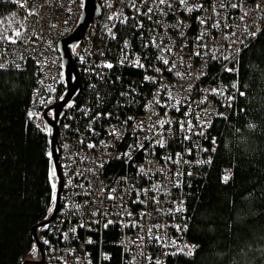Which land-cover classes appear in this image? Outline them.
Wrapping results in <instances>:
<instances>
[{"label":"built area","instance_id":"built-area-1","mask_svg":"<svg viewBox=\"0 0 264 264\" xmlns=\"http://www.w3.org/2000/svg\"><path fill=\"white\" fill-rule=\"evenodd\" d=\"M0 1L14 5L13 13L0 21V35H7L16 28L22 27L21 36L16 43L7 40L0 42V64L6 65L4 69H17L16 64L20 65L19 69H23L27 62L32 64L35 85L27 113L31 111L36 115L32 119H29L28 115L26 118L32 125L43 127L44 109L39 101L48 94L56 92L64 82L61 76L63 68L58 42L69 37L77 26L82 12L81 0H27L24 8L20 7V3H24L25 0ZM95 1L99 5L100 13L92 20L73 52L79 78L78 90L66 103L59 117V166L62 191L58 211L39 239L43 250L42 264H65V262L87 264L89 260L91 264H107L112 258L111 249L118 252L122 264H154L157 259L161 260L162 264H171L175 257L188 256L180 253L164 255L165 252H175L185 243L194 245L188 240L187 231L177 232L176 228L172 227V225L187 224V197L190 190L185 183L192 178L202 177L204 168L211 167L212 162L197 165L195 161L207 160L209 157L212 161L214 152L211 150L213 147L211 140L214 136L209 137L208 131L215 120L223 119L216 113H223L227 119L230 117L235 101L232 102L231 108L224 106L227 103L225 97L233 91L225 93V97L213 96L203 91L216 87L210 80L212 63L219 64L220 67L225 63L229 67L233 65L223 60H212L211 54L196 57L192 53L211 49L220 57L230 55L237 47L245 49L239 40H244L250 45L261 32L255 38L248 37L244 31L245 26L248 32L256 31L257 27L262 30L264 26V0H243L242 8L238 9L229 6L230 0H224V8L219 7L220 0H189L190 4H204V10L190 14L182 10L173 0L171 11L161 5L168 15L151 14V21L143 15H137L133 9L122 4L121 0H112V8L105 5V0ZM213 2L217 4L218 16L212 14ZM231 2L239 4L241 0H231ZM136 3L141 5V0H136ZM257 3L261 6L260 9L256 8ZM148 6L155 7L151 0ZM121 9L124 15L129 17L126 23H121L119 20L107 21L110 12ZM29 11L38 14L28 15ZM145 11L147 8L141 5V12ZM245 12L247 16L241 21L239 17ZM205 15L212 18L202 26L196 17ZM177 19L182 20L187 27L183 25L178 29L168 27L175 24ZM217 19L221 20L220 27L211 29L210 25ZM137 21L143 23L145 27L140 29ZM155 21H161V24H156ZM225 22L229 27H224ZM105 23H109V26L115 24L113 28L115 39L106 34ZM147 29H153L152 35L166 36L163 45L171 46L172 52L159 53L151 46L144 48L143 44L150 43ZM201 30L210 31V36L205 35L202 41L208 45V49L199 48L201 42L196 40ZM181 31L184 32L183 37L180 36ZM232 32H236L235 37H231ZM224 36H229L230 40H237V43L231 44L230 40L222 39ZM125 41L129 42V47L123 50ZM157 43L160 41L157 40ZM184 44H187V47L182 48ZM161 54L170 61H177L176 69L172 73L166 70L162 62L155 59ZM124 56L128 57L129 62L139 57L146 69L134 68L128 62L120 65L118 62ZM80 57H84V60L81 61ZM181 58L183 64L179 63ZM106 62H111L114 67L112 69L103 67ZM154 68H160L161 73L155 72ZM175 71L184 73L183 79L176 77ZM201 72L205 74L197 79ZM145 75L155 77L157 82H146ZM117 77L120 79L117 80ZM188 84L193 85L190 92L186 91ZM92 85H95V88H92ZM161 85H167L168 90L177 99H181L183 105H191L192 113L187 119H191L193 125L197 123L196 112L200 113L202 119L211 121L210 127L194 128V132L204 131L203 137L193 135L191 140L182 139L183 135H191V133H181L176 121L184 118L182 113L187 112L188 108L182 106L180 112L172 109L170 105L173 101L167 100L166 91L159 92V99L162 104H167L169 107H160L155 103L150 108L146 107L150 101H153ZM122 92L127 93V96H121ZM205 95L207 101L199 104ZM69 103H74V106L68 108ZM84 109L89 110L87 115ZM109 112L112 113L111 117L101 115L100 119L93 122L97 113ZM128 117L133 119L128 120ZM167 118L173 120L171 125L166 124L163 129L157 126L153 131H148L149 124ZM125 120H128L126 125L123 123ZM141 122L143 129L140 127ZM90 124L91 130H89ZM169 128L171 135L168 134ZM113 129L119 133L118 136L109 134ZM161 132L163 136L156 135ZM146 136L155 138L148 141L145 140ZM160 138L166 141L165 148L155 145V139ZM81 140L83 143H80ZM101 141L104 143L101 144ZM88 143H93L96 147L89 149ZM141 143L144 144V148H137L136 145ZM64 145L68 147L65 148ZM187 149H192L191 155L186 154ZM203 149L208 151L205 152ZM126 152H130L131 159L122 155ZM176 153L184 154L182 159L191 163L176 164L162 159L171 155L173 160H176ZM140 167L145 169L146 176L139 172ZM178 171L184 175L177 177L175 173ZM77 172L80 175H77ZM188 172H191L192 176H188ZM125 177L126 180L123 179ZM69 180L72 182L71 185L67 184ZM177 181L180 186L174 187ZM153 184L159 185L161 191H151ZM101 187L104 188L103 194ZM111 189H116L112 193L116 197L115 200L106 199ZM141 189H150L147 196L143 193L139 196V199L144 200L145 203H133L137 200L136 190ZM153 196L160 201L159 204L150 199ZM180 201H183L185 211L168 214V210L179 206ZM76 205L80 207L76 208ZM94 211L98 213L96 216L91 215ZM129 211L132 213L131 216L127 215ZM103 213H107V216ZM140 213L146 215L141 217ZM108 220L115 223L105 229L103 223ZM91 221H102V223H90ZM134 222L139 226L132 227ZM81 223L84 227H80ZM154 225L163 227L157 229L153 227ZM73 228L76 229L75 232L71 231ZM149 228H152L151 236L163 237L162 243L166 246H161V243L155 239H149ZM107 231H113L116 235L106 240L104 233ZM65 233L68 234L67 239L64 238ZM141 236L143 240L140 239ZM89 238L95 243H86ZM44 240L49 243L44 244ZM173 240L177 241L176 245H171ZM105 244L107 249L104 248ZM105 255L110 258L104 259ZM148 256H151V261L147 259Z\"/></svg>","mask_w":264,"mask_h":264},{"label":"trees","instance_id":"trees-1","mask_svg":"<svg viewBox=\"0 0 264 264\" xmlns=\"http://www.w3.org/2000/svg\"><path fill=\"white\" fill-rule=\"evenodd\" d=\"M13 10V4L0 1V21ZM16 30L22 27L6 36ZM239 60L240 90L246 96L237 94L230 117L212 123L208 133L217 145L211 167L185 183L190 190L186 235L199 247L192 257L178 256L171 264H264V26ZM235 79L212 63L210 80L216 87L223 85L229 93ZM34 85L30 62L23 69H0V264H22L33 255L32 228L53 208L46 155L50 132L26 118ZM64 88L62 82L41 107L57 102ZM225 170L231 174L228 183L222 181ZM46 230L36 229L39 239ZM115 235L107 231L104 239ZM111 251L107 264H122Z\"/></svg>","mask_w":264,"mask_h":264},{"label":"snow or ice","instance_id":"snow-or-ice-1","mask_svg":"<svg viewBox=\"0 0 264 264\" xmlns=\"http://www.w3.org/2000/svg\"><path fill=\"white\" fill-rule=\"evenodd\" d=\"M26 2H27V0H25L24 3H20V7L21 8L26 7ZM151 2L155 5V7L148 6L149 0H141V5L145 6L147 8V11L141 12V5H137L136 0H121L122 4H126L128 7L133 9L137 15H143L149 21L152 20V15L151 14H154V13H160V14L165 15V16L168 15V12H165L164 9L161 8V5L166 6L169 11H171L173 9V0H151ZM85 3H86V0H81L80 7L84 8L85 7ZM175 3L180 5L181 9L186 11V13H189V14L193 13L194 11L204 10V4H190L189 0H175ZM105 5L108 8H112V6H113L112 0H105ZM229 6L232 9L242 8L243 0H241V3H239V4L235 3V2H231V0H230ZM219 7L220 8H224L225 7L224 0H220ZM260 7L261 6L257 3L256 4V8L260 9ZM211 9H212V14L213 15H216V16L219 15V13L217 12V4L215 2H213L211 4ZM37 14L38 13H36L34 11H29L28 12V15H37ZM245 16H247L246 12L243 13L239 17V19L241 21H243ZM211 18H212L211 16L205 15L203 17H199V16L196 17V20L199 22L200 25L204 26V25H206L208 23V21ZM133 19H135V17H133ZM226 19L227 18H225V20ZM113 20H119L121 23H126L129 20V17L124 15V13H123V11L121 9V10H117L116 12H110L109 13V15L107 17V21L111 22ZM154 23L161 24V21H155ZM137 24H138V27L140 29H143L145 27L144 24L140 23L139 21H137ZM220 24H221V20L217 19L214 23H212L210 25V28L211 29H218L220 27ZM181 25H183L184 27H187V25H185L182 20L177 19V22L175 24L169 25L168 27H171L173 29H178ZM114 27H115V24H112L111 26H109V23H105V25H104V29H105L106 34L111 36L112 39H115V34L113 33V28ZM224 27L227 28V27H229V25L225 22L224 23ZM147 31L149 33V41H150V43L143 44L144 48H148L149 46H151V47L155 48L157 50V52H159V53H164V52L171 53L172 52V47L171 46L163 45V41L166 38V36L165 37H160L158 35H152L151 33L153 32V29H147ZM244 31H245V33H246V35L248 37L255 38L259 34L261 29L259 27H257L256 31L248 32L247 26H245V30ZM205 35H209L210 36V31L201 30L199 32V34L197 35V37H196V40L198 42H201V43H199V48H201V49H208V45L202 42ZM20 36H21V32L19 30H16L12 36L0 35V39L7 40L8 42L14 44V43L17 42V39ZM180 36L181 37L184 36V32L183 31L180 32ZM235 36H236V32H232L231 33V37H235ZM141 39L143 40V33H141ZM222 39L230 40V37L229 36H224V37H222ZM157 40H159L160 43H157ZM230 43L231 44H235V43H237V40H230ZM239 43L243 44L244 48H247L249 46L248 44L245 43L244 40H239ZM128 47H129V42L125 41L124 45H123V50H126ZM181 47L182 48L183 47H187V44H184ZM242 51H243L242 48L237 47V48H234L232 50V53L230 55H222L220 57L216 56L215 55V51H213L211 49H209L208 51H204V52H201V51L197 50L194 53H192V55H195L196 57H200L202 55L208 56V55L211 54V59L212 60H223V61L231 63L233 65L232 67H229L227 63L222 65L223 72H227V73L233 74L236 77V79L230 84V88L233 90L232 94L227 95L225 97L226 88L223 85H219L218 87H215V88H210V89H204L203 90L204 92L212 94L213 96L225 97L227 103L224 106H226L228 108L232 107V102L235 100L237 94L240 97H245L246 96V92L240 90L241 84H240V80H239V72H240L239 56H240ZM101 55H102V53H101ZM80 59H81V61H83L84 57H80ZM145 59H147V56L145 57ZM155 59L160 61V62H162V64L164 66H166V70L169 73H172L174 71V69H176L177 61H175V60L170 61L169 59L165 58V56L163 54L156 56ZM126 62L130 63V66H132L134 68L146 69L145 64H143L141 62V59L139 57H136L134 60L129 62L128 61V57L124 56L118 63L120 65H124ZM179 63L183 64V59L182 58L180 59ZM169 65H170V67H169ZM5 67H6L5 64H0V69H4ZM15 67L17 69H19L20 65L16 64ZM103 67H106L108 69H112L114 67V65L111 62H106V63L103 64ZM153 70L155 72H157V73H161V71H162L160 68H154ZM204 74L205 73L201 72L200 75H198L196 78L199 79L200 76L204 75ZM174 75L176 77H179V78L183 79L185 74L181 73L180 71H175ZM187 75H191V73H187ZM61 76L63 77V73H61ZM119 79L120 78L117 77V80H119ZM73 80H75V76H73ZM144 80L146 82H152V83H156L157 82L155 77H150V76H147V75L144 76ZM243 86L247 87V85H243ZM91 87L95 88V85H92ZM192 87H193L192 84H188L186 91L190 92L192 90ZM50 90L54 91V89H50ZM130 91L134 92L135 89H130ZM160 91H166L167 92V100L173 101V103L170 105V107L172 109H174L175 111L180 112L182 106L188 108L187 112H183L182 113V116L184 118L176 121V123L179 125V131L181 133H191V135H189V134L183 135L182 139L183 140H191L193 135L203 137L205 135L204 131L194 132L193 130H194L195 127H201V128L210 127L211 126V121H207V120L202 119L200 113L196 112L195 113V119H196L197 123H196V125H193L192 120L191 119H187V117L192 113L191 105L190 104L189 105H183L182 100L181 99H177L173 95V93L170 90H168V86L167 85H161V89L158 90L157 94L153 98V101H150L149 104L146 105V107L150 108L153 103H155L156 105H159L160 107H169V105L161 103V101L159 99V92ZM120 95L121 96H127V93L122 92V93H120ZM63 99H64V97L61 96V100H63ZM98 99H99V97H98ZM206 101H207V95H205L203 100L199 101V104H203ZM39 102L41 104L45 103V101L43 99H41ZM117 103L119 104V102H117ZM73 106H74V103H69L67 105L68 108H72ZM88 111H89L88 109H84L85 115L88 114ZM240 111L243 112L244 110L241 109ZM27 115H28L29 119H32L36 114L31 112V111H29L27 113ZM101 115H104L106 117H111L112 113H110V112L109 113H103V114L97 113L96 116L93 118V122H95V120L100 119ZM165 115H167V113H165ZM216 115L219 116L220 118L227 119V116H225L223 113H216ZM132 119H133L132 117H128V120H132ZM128 120L123 121V123L126 125ZM172 123H173V120L171 118L160 119V120L156 121L155 124H149L148 131H150V132L153 131L157 126H159V128H161V129H163L166 124L167 125H171ZM65 127H68V126L65 125ZM140 127H141V129H143V122H141ZM249 127H251V125H249ZM89 130H91V124L89 125ZM44 131L51 132V129L46 126L44 128ZM134 131H135V128H134ZM237 131H239V130H237ZM109 134L110 135H116V136L119 135V133L115 129H113ZM168 134L171 135V128L168 129ZM156 135L163 136V133L162 132L161 133H157ZM154 138L155 137L146 136L145 140L151 141ZM80 143H83V140H81ZM100 143L103 144L104 142L101 141ZM211 143L213 144V147H212L211 150L213 152H215L216 151V139H215V137L212 138ZM155 145L159 146L160 148H165L166 147V141L163 138L155 139ZM64 147L67 148L68 145H64ZM87 147L89 149H92V148H95L96 145L93 144V143H88ZM130 147H132V146H130ZM136 147L140 148V149H143L144 148V144H142V143L138 144V145H136ZM203 151L206 152V151H208V149H203ZM186 154L191 155L192 154V149H187ZM46 155L51 159L52 152L49 151V152L46 153ZM122 155L123 156H127L129 159H131L130 152L123 153ZM175 155L177 157L176 160H173L171 155H169L167 157H162V159H164L166 162L167 161H171V162L176 163V164H180V163L190 164L191 163L189 161H184L182 159L184 154L176 153ZM117 158H119V157H117ZM211 162H212L211 161V157H209L207 160H197V161H195V163L197 165L210 164ZM101 167H103V165H101ZM158 171H163V170L162 169H158ZM139 172L141 174H144L145 176L147 175V172H145V169L143 167H140ZM77 175H80V173L77 172ZM175 175L177 177H180V176L184 175V173L178 171V172L175 173ZM187 175L188 176H192V173L188 172ZM230 178H231V174L227 170H225V174L222 176V181L224 183H228ZM49 179L51 181H54L56 179V166H55V164H52V167H51L50 172H49ZM123 179L126 180L127 178L125 177ZM71 183H72L71 180H69L67 182L68 185H71ZM173 186L174 187H179L180 186L179 181H177V183L174 184ZM81 187H83V185H81ZM51 189H52L51 200H52V202L54 204L56 202V200H57V195H56V193H57V184L55 182H53L51 184ZM149 190L150 189L136 190V192H137V200H134L133 203L144 204L145 201L144 200H140L139 196L141 195V193H143L145 196H147V193H148ZM115 191H116V189H111V192H109V194L107 195L106 199L115 200L116 197L114 195H112V193L115 192ZM151 191L160 192L161 191V187L159 185L153 184L152 188H151ZM103 192H104V188L101 187V194H103ZM165 195H167V191H165ZM150 199H152L157 204L160 203V201L155 196L151 197ZM173 203H175V202H173ZM75 207L79 208L80 206L76 205ZM48 211L51 212L52 209L49 208ZM184 211H185V208L183 206V201H180L179 202V206L175 207L174 209H169L168 210V214L182 213ZM97 214L98 213L95 212V211L91 213L92 216H96ZM117 214H121V213H117ZM103 215L107 216V213H103ZM127 215L131 216L132 213L129 211V212H127ZM140 215H141V217H143L146 214L145 213H140ZM90 223L99 224V223H102V221H91ZM114 223H115L114 221L108 220L106 223H103V227L105 229H107L109 227V225H112ZM125 226H128V225H125ZM131 226L132 227H138L139 225L134 222ZM43 227L47 228L48 225L46 224ZM80 227H84L83 223L80 224ZM153 227L159 229V228H161L163 226L162 225H154ZM172 227H175L177 232L187 231V224H184L183 226L177 224V225H172ZM71 231L75 232L76 229L73 228V229H71ZM151 232H152V228H149L148 229L149 239H155L158 243H161V246H166V245H163V243H162V241L164 239L163 237H159V236L153 237V236H151ZM64 238L65 239L68 238V234L67 233L64 234ZM140 239L143 240V236H141ZM43 243L44 244H48L49 241L44 240ZM86 243L93 244L95 242L91 238H89L86 241ZM176 243H177V241H175V240L171 241V245H176ZM198 247H199L198 245H188V244L185 243L182 247L177 248V250L175 252H171V253L165 252L164 255H176L177 253H180V254L186 255L188 257H192L195 254V252L198 249ZM185 249H186V251H185ZM36 251H37L36 245L33 244L32 252L35 253ZM141 255H143L142 252H141ZM109 258L110 257L107 256V255L104 256V259H106V260L109 259ZM147 259H149L151 261L152 258H151V256H148ZM65 264H66V262H65ZM87 264H91V261L89 260L87 262ZM154 264H162V261L157 259V260H155Z\"/></svg>","mask_w":264,"mask_h":264},{"label":"water","instance_id":"water-1","mask_svg":"<svg viewBox=\"0 0 264 264\" xmlns=\"http://www.w3.org/2000/svg\"><path fill=\"white\" fill-rule=\"evenodd\" d=\"M99 13H100V8L96 1L86 0L85 7L82 8V12L78 24L73 30L72 34L69 37L65 39H61L58 42V50L61 54L63 79L65 85L64 91L61 94V96H63L64 99L61 100V96H60L57 102L51 104L50 106L44 109L42 115L44 128L47 126L48 128L51 129L49 143H50V151L52 152V157L50 161V166L52 167V164H55L56 166V179L53 182L57 184V193H56L57 200L53 204V208L50 216L46 220H44L40 224L33 226L32 228V235L35 240V245L37 247V250L41 254L40 260L35 262V264H42L43 262V250L41 247L39 237L36 233V229L46 224L49 226L50 222L54 219L58 211L59 203H60V194L62 191V178H61L60 166H59L60 161H59L58 123H59L60 114L64 106L69 100L72 99V97H74L79 86V78L74 62L73 52L76 45L82 39L84 32L88 29L92 20L95 17H97ZM73 76H75V80H73ZM49 112L52 113V116L49 115ZM27 263H29V261L25 260L22 264H27Z\"/></svg>","mask_w":264,"mask_h":264},{"label":"flooded vegetation","instance_id":"flooded-vegetation-1","mask_svg":"<svg viewBox=\"0 0 264 264\" xmlns=\"http://www.w3.org/2000/svg\"><path fill=\"white\" fill-rule=\"evenodd\" d=\"M49 115L52 116V113L49 112ZM41 258L40 252L37 250L33 255L28 259V264H35V262L39 261Z\"/></svg>","mask_w":264,"mask_h":264},{"label":"rangeland","instance_id":"rangeland-1","mask_svg":"<svg viewBox=\"0 0 264 264\" xmlns=\"http://www.w3.org/2000/svg\"><path fill=\"white\" fill-rule=\"evenodd\" d=\"M28 264V263H27Z\"/></svg>","mask_w":264,"mask_h":264}]
</instances>
